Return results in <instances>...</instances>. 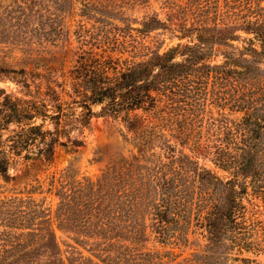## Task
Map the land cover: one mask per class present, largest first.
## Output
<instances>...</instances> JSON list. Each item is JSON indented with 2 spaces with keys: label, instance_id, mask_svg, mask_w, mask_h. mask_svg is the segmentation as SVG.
<instances>
[{
  "label": "trees",
  "instance_id": "1",
  "mask_svg": "<svg viewBox=\"0 0 264 264\" xmlns=\"http://www.w3.org/2000/svg\"><path fill=\"white\" fill-rule=\"evenodd\" d=\"M159 1L0 0L14 12L0 14V45L22 53L19 68L0 65L22 88L0 86V264H258L264 3ZM156 30L177 41L162 48ZM67 46L63 69L47 55ZM95 115L131 142L99 172L15 167L49 161Z\"/></svg>",
  "mask_w": 264,
  "mask_h": 264
},
{
  "label": "rangeland",
  "instance_id": "2",
  "mask_svg": "<svg viewBox=\"0 0 264 264\" xmlns=\"http://www.w3.org/2000/svg\"><path fill=\"white\" fill-rule=\"evenodd\" d=\"M262 3H264V0H262ZM184 4V1H181V7L187 8ZM159 5V0H151L152 7L160 9ZM144 9H148L146 5L130 8L128 9V12L135 16H140ZM13 13L14 12L0 11V14L3 15ZM169 35V31L156 30L150 33V39L153 41H161V43L163 42L162 48H165L177 41L176 38L171 39ZM50 48H53L52 55L54 58L49 55L50 53L47 57L53 60V64L66 69L73 63L74 48L70 49L69 46L65 48ZM21 56V51L12 47L0 45V65L1 62L4 61V65L7 67L19 68ZM24 67L28 70L31 67V63L24 65ZM0 86L14 94H22L21 86L9 77L4 70H0ZM236 115L237 113H233V116ZM2 133L3 136H5L7 130H2ZM68 135L71 137H82L84 143L82 145H75L69 141L67 137ZM129 136L130 133L119 119L113 118L109 115H95L91 117L89 126L82 132L73 130L70 131L69 134H61L57 143L54 145L53 156L49 161H36V163H33L31 161H26L23 158H19V161L15 163V167L17 169L26 168L32 173H38L40 176H43L46 172L60 169L73 160L80 172L95 174L99 172L100 167L109 157H113L117 153L128 152V148H130L129 143H131L129 141ZM97 149L100 151L101 160L92 159L95 156V151ZM207 164L210 165L208 162ZM47 200L54 203L56 198L52 195H48ZM253 200L256 202L253 207L254 215L260 219H264V206L258 199ZM57 234L60 235L61 232L57 230ZM257 259L259 260L258 264H264V253L258 254Z\"/></svg>",
  "mask_w": 264,
  "mask_h": 264
}]
</instances>
